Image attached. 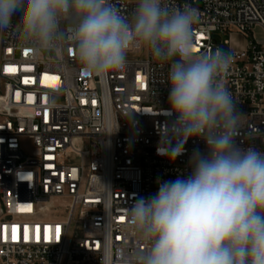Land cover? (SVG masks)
Masks as SVG:
<instances>
[{
  "label": "built area",
  "instance_id": "2783aa9c",
  "mask_svg": "<svg viewBox=\"0 0 264 264\" xmlns=\"http://www.w3.org/2000/svg\"><path fill=\"white\" fill-rule=\"evenodd\" d=\"M110 3L131 19L138 0ZM164 4L199 11L197 53L231 55L221 79L243 116L236 143L264 151V41L255 33L264 34V0ZM219 32L241 35L245 48L218 44ZM43 53L21 47L11 28L0 32V264H140L150 242L129 226V209L158 181L188 177L195 151L207 154L200 138L174 161L157 154L175 119L166 111L172 61L134 48L122 70L100 77L83 70L69 40Z\"/></svg>",
  "mask_w": 264,
  "mask_h": 264
},
{
  "label": "clouds",
  "instance_id": "9594fccd",
  "mask_svg": "<svg viewBox=\"0 0 264 264\" xmlns=\"http://www.w3.org/2000/svg\"><path fill=\"white\" fill-rule=\"evenodd\" d=\"M198 20L197 9L164 0H138L131 19L110 0H0V31L11 28L37 56L69 40L83 70L100 77L122 70L134 48L172 61L166 111L175 119L157 154L174 161L191 138L207 154L195 151L188 177L158 181L129 209V226L150 242L140 264H264V151L236 143L243 116L221 79L232 58L194 50Z\"/></svg>",
  "mask_w": 264,
  "mask_h": 264
},
{
  "label": "rangeland",
  "instance_id": "374dc122",
  "mask_svg": "<svg viewBox=\"0 0 264 264\" xmlns=\"http://www.w3.org/2000/svg\"><path fill=\"white\" fill-rule=\"evenodd\" d=\"M255 33L260 42L264 41V34L262 30L256 29ZM214 38L218 41V44L221 45H223L226 40H231L233 50L240 51L245 48V41L239 34H233L232 36H230L229 34L219 32L215 34ZM42 57L49 58L51 57V55L45 52L42 54Z\"/></svg>",
  "mask_w": 264,
  "mask_h": 264
},
{
  "label": "snow or ice",
  "instance_id": "6c2138e0",
  "mask_svg": "<svg viewBox=\"0 0 264 264\" xmlns=\"http://www.w3.org/2000/svg\"><path fill=\"white\" fill-rule=\"evenodd\" d=\"M51 79H53V80H57L58 77H51ZM121 219H123V218H121ZM57 231H59V230L57 229Z\"/></svg>",
  "mask_w": 264,
  "mask_h": 264
}]
</instances>
